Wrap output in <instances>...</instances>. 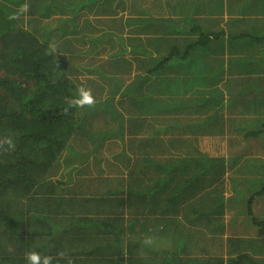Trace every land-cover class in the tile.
I'll list each match as a JSON object with an SVG mask.
<instances>
[{"label":"trees","instance_id":"obj_1","mask_svg":"<svg viewBox=\"0 0 264 264\" xmlns=\"http://www.w3.org/2000/svg\"><path fill=\"white\" fill-rule=\"evenodd\" d=\"M224 1L230 3L228 12L234 15L223 27L213 16L203 23L197 20L201 11L218 15L226 12ZM213 2L218 1H191L189 12L184 9L187 5L181 4V14L178 9L164 8L165 3L168 5L164 0H39L37 7L46 16L50 12L64 14L58 17V26L68 24L70 30L68 37L62 35V45L52 44L45 30L38 36L27 27L17 26L12 6L0 0V233L13 224V206L25 197L22 205L40 212L33 222L36 227L42 226L40 233L45 242L58 252L52 257L56 264H83L81 254L99 250L98 246L117 253L119 264H129L131 258L126 253L131 249L137 253L139 248L137 228L146 229L148 235L156 234L143 236L146 246L155 238L156 247L165 245L164 249H151L154 255L162 256L159 262H179L181 243L162 240L163 233L187 229L192 237L196 232L202 235L201 230L192 231L180 221L198 222L213 219L212 214L214 218L221 215L223 166H241L236 163L242 156V146L225 157L222 141L213 136L225 132L224 112L236 106L241 113L254 115L256 129H249L245 135H263L264 139V0H221L217 9ZM105 3L112 14L94 19L82 14L85 8L94 6L101 14V9L106 10ZM169 4L174 9L179 1ZM128 5L137 16L128 12L113 15L118 8L127 11ZM252 9L258 13L254 15ZM76 12L80 14L74 18ZM36 21L34 16L29 19L32 27ZM99 21L108 27L93 34L97 27L93 22ZM124 21L128 27L125 32ZM108 37L116 39L109 52L95 56L100 42ZM91 60L94 63H89ZM85 64L96 65L88 76H81L90 67ZM132 71L135 74H130ZM82 84L95 91L91 104L74 103L85 89ZM137 99L138 112L151 114L144 124L138 121L142 117L129 109ZM171 112L181 115H175L166 125H153L157 114ZM105 114L112 116L113 124H102L107 122ZM127 120V127L137 121V127L143 130L139 145L132 150L141 148V152L154 156H145L136 171L125 175L120 173V167L113 170L108 166L104 171L99 165L101 158L93 153L116 128L122 131ZM172 127L198 133L193 142L181 137L173 140L181 145L175 161L170 158L173 151L168 153L164 148L165 143L172 142L165 137L172 135H159ZM232 129L240 128L229 130ZM229 136L238 143L232 134ZM77 137L80 140L75 147L72 141ZM130 141L132 146L135 142ZM203 142L208 146L204 147ZM261 148L264 149V140ZM162 151L165 154H158ZM141 157L140 154L138 158ZM60 158L55 168L62 164L74 172L75 190L83 197L70 193L74 184L47 178L49 168ZM124 159L134 162L130 156ZM243 161L244 168L254 169L255 175L233 177L234 192L228 196L245 194L244 204L251 215L264 195V158L248 157ZM88 163H93L94 170L88 168ZM85 164L89 170L83 167ZM259 166L262 167L257 171ZM184 192L188 194L183 196ZM151 212L155 216L149 219ZM251 216L249 221L244 220L246 225L264 234V219ZM64 233L66 241L58 243ZM98 233L105 235L99 244L95 241ZM130 233L137 235L129 236ZM89 234L90 248L79 247ZM16 238L13 241L20 249L13 247L9 253L7 245L11 241L3 243L0 237V264L1 254L14 262L22 258L19 254L24 240L21 235ZM139 260L136 254L132 264ZM207 262L198 256V264Z\"/></svg>","mask_w":264,"mask_h":264},{"label":"rangeland","instance_id":"obj_2","mask_svg":"<svg viewBox=\"0 0 264 264\" xmlns=\"http://www.w3.org/2000/svg\"><path fill=\"white\" fill-rule=\"evenodd\" d=\"M2 4H9L10 6H12L11 9V13L14 14V19L17 20V26L20 27H27V29H30L31 33L40 34V32L42 30H45L47 32V38L48 40L52 43V44H58V43H63L62 45H64L63 39L65 36L68 37L69 35V27L68 24H62L61 26H58L59 23V19L58 18L60 15H64V14H59L57 13H53L50 12L48 16H46L45 13H42V10H39V7H37L38 5V1L39 0H19V1H7V0H1ZM35 1V4L32 5ZM179 1V5H177L176 8L172 9V8H168L169 10H175L178 9V11L181 12V14H184L183 8H181L180 6H182L181 4H186L187 8H184L186 11L189 9L190 5L189 3L191 1H196V0H178ZM188 1V4H187ZM218 2H221V0H217ZM218 2H213V8L217 9L219 7H221V5ZM32 3V4H31ZM227 4H230L226 1L223 2V7L224 9H226ZM106 6V10L101 9V11H103V13L99 14L98 12V7L94 6L92 8H85L82 12V14L88 15L91 19H94L95 17H102L105 15H109L112 14L109 12V4L107 7V3H105ZM129 7V5H128ZM127 11L118 8L116 9V13H114L113 15H116V17L120 16L123 13V16L127 13V15H134L137 16L135 11H129V8H126ZM165 11V10H164ZM213 11V10H211ZM189 12V10H188ZM207 11L206 12H199L197 15V20L200 23H203L206 19L210 18V16L214 13ZM43 15H42V14ZM163 13V12H162ZM170 14H172V12H169ZM80 12H76V14L74 15V18L79 16ZM225 11L223 13H221L220 15L215 14L213 16V18L215 20H218V22H223L224 20H226L225 18ZM34 16L37 18L38 21H36V25L34 27L31 26V24L29 23V19ZM193 17H195L192 14ZM34 19V18H33ZM32 20V19H31ZM197 21V22H198ZM29 23V24H28ZM94 25H96L97 27L95 28V30H93V34H97L99 32H101L104 28H107V24L103 23L101 21L99 22H93ZM124 25H125V21H124ZM128 27L125 25V29L123 32L126 31ZM115 31H121L119 28H115ZM119 33V32H118ZM63 34H65V36H62ZM39 36V35H38ZM115 40H113V38L108 37V38H104L103 41L100 42V47H99V51L97 54H95V56H99V55H106L109 52V49L111 48V46L115 43ZM134 59V58H132ZM99 61V58L98 60ZM81 63V62H79ZM89 63H94V61H90ZM86 66H90L87 70H83L81 73V76L85 75L88 76L90 74V69L92 67H94V65L96 64H91V65H87ZM109 68H107L108 71ZM73 73V72H72ZM130 74H135L134 71H132ZM135 76V75H134ZM127 78V76H126ZM134 78V77H133ZM83 87V84L82 86ZM91 86L86 85V87H83L85 89H82L84 91H87L90 96L92 97V99L95 98L94 93L95 91L93 90V88H90ZM163 88V85H162ZM97 99V98H96ZM99 99H102V94L99 96ZM139 99L136 100V102H133L132 104H134L132 106V104L129 106V109L133 112H136L135 116L137 117H142L141 120L138 121H142L143 124L146 122V120L148 118H150L151 114L150 113H139L138 110L136 109L135 105H137V101ZM82 109V108H81ZM80 109V110H81ZM241 108L238 107H233L232 109H227L224 114H225V132H223V130L217 134H214L213 136L217 137V140L220 142L222 141V149L221 151H223L222 153L224 154V156H230L231 155V151L235 150V148H239L242 146V148H240L242 151L241 152V158L240 160H238V163L241 165L239 166L238 170H236L233 167H227L226 165L223 166V170L222 172L224 173L223 175V187H221V194L223 196V205H224V210L222 212L221 215H218L217 218L215 214H212V218L211 220H198V222H191L188 220H185L184 222H182V220L180 221L182 223V226L187 227L189 229H191L192 231H198L201 230L202 231V235L198 236V232H196L197 234L194 235V237L190 236L188 233V230L186 229V231H176V230H172V231H165L163 233V238L162 240L166 239L167 241H172L173 243H175L176 245L178 243H181L179 252L184 253L186 255L191 256L194 259H198V256L201 257H205L207 260L210 261H216V258L218 257V255H215V253H217V251H214L212 249V246L215 245L217 247H219L220 244V240H226L228 235H237L239 237H242L244 234H246L247 232L244 230V227L242 225H234L232 228L230 227L231 223H242V221H249L251 219V215L256 214V216L258 217V219L260 220L259 217H262L264 219V197H261L260 201L258 204L255 205V211L253 212V214H249L248 213V207L246 208L244 205L245 203V199L243 198V195L245 196V194H242V196H236L235 198L231 197L229 198L228 195H232L234 190H233V186H232V178H239L240 176H244V177H253L255 175V170L250 168L248 170H246L243 166V160H246L248 157H263L264 158V149L261 148L262 147V143H263V135H258V136H251L248 135L246 136L245 133L248 132L249 129L253 128V130H255V124L253 122L254 119V115L251 114H247L246 111H244L243 113H241L239 110ZM242 110H245L244 108ZM81 111L78 112V114H80ZM174 112L171 113H162V114H157V121H155V123H153V125L155 127L158 126H163L168 124L169 122H171L173 120V117L175 115H181V114H173ZM246 113V114H245ZM236 116V117H235ZM105 118L107 119V122L102 123V124H107L109 122H111L113 124L114 121H112V116L105 114ZM230 118V119H229ZM238 118L241 119V121L239 123H237L239 120ZM100 119V118H99ZM230 120V121H229ZM135 121V120H134ZM181 122V121H180ZM100 124V125H102ZM128 120L125 123V128L123 127L122 131H118L117 128L114 131V134L111 136L106 137L103 141H101V144H99V146L97 147V149L94 151V156L97 158H101L99 165L103 168L104 171H108L107 167L111 166V168L108 169H117L118 167H120V173H124V175L126 173H128L130 170H134L136 171L138 169L137 165L140 161L143 160V158L145 156H150L153 154H148L146 155L145 151L141 152L142 149L140 148V151H134L132 150L133 147L135 145H139V141L143 135V130H142V126L141 127H137V121L131 123L130 125H128ZM260 124V123H259ZM258 124V126H259ZM146 126V125H144ZM236 126H238V128H240L238 131H235L234 129L229 130L231 128H235ZM228 129V130H227ZM227 130V131H226ZM231 131V132H230ZM233 131V133H232ZM132 132L133 135L135 136V141H133V137L132 134L130 133ZM229 134H232V136H234V140L238 141L237 144L234 143L233 139H231V137L229 136ZM159 135L161 136H166V135H172V136H168L165 137L167 138L168 141H172L171 143H169V145H167V143L164 144V148L168 151V153H171L173 151V154L171 155V161H175V155L177 153H181L180 148V142H175L173 140L175 139H179L180 137L188 140V142H193V139L195 136H198V133H192L191 131L188 130V128L186 127H181V128H167L164 129V131L160 132ZM181 135V136H178ZM210 136V135H209ZM135 142L132 146H131V141ZM200 139V137H199ZM80 139L75 138L74 141H72V143L74 142L75 147H77V142ZM88 143V142H87ZM203 146H208V143L203 142L202 143ZM220 144V143H219ZM168 146V149H167ZM79 147V146H78ZM132 147V148H131ZM156 147L161 148V145H156ZM217 148H219V145L217 146ZM236 151V150H235ZM141 154L140 159L138 158L139 155ZM158 154H165L164 151L158 153ZM221 154V153H220ZM156 155V154H155ZM125 156H130L131 159H134V162H128L124 159ZM154 156V155H153ZM152 156V157H153ZM62 157V156H61ZM105 160H108L105 163ZM61 161V158L58 160L57 163H54L51 171L49 172V175L47 178L51 179V180H61L62 183L64 182H70V184H74V186L76 185V180L72 179V175L74 172H71L69 170L68 167H64L62 164L59 165L57 167V169L55 168V166L57 164H59ZM234 162V161H233ZM90 164L89 167L88 165L86 166V164L83 166L85 169H93V163H88ZM88 167V168H87ZM262 166H259V168L257 169V171H259ZM106 168V169H105ZM88 169V170H89ZM76 181V182H75ZM198 180H195V183ZM115 182V181H113ZM111 185H114L110 182ZM115 184H117V182H115ZM77 186H75L73 189L70 190V193L72 195L78 196V197H83L82 196V192H77L75 190ZM237 188H241L238 187ZM69 194V193H68ZM69 194V195H71ZM183 194V193H182ZM188 193L183 194V196H186ZM224 196H226V198H224ZM193 197V195L191 196V198ZM25 200V197L21 198L20 202L16 203L13 208H14V213H13V217H14V222L13 224L8 227L7 229L1 231L0 233V237L1 239H3V243H8L9 241H11L8 245L7 248L9 249V253L11 250H13V247L20 249L19 246L17 245L18 242H15L13 240L17 239L16 236L21 235L23 237L24 243V249L23 252L21 254H19L20 256H22L21 259L16 260V262H14L11 258H9L8 260L4 259L6 256L1 254L2 259L1 262L3 264H26V254L30 251H36L39 252L42 256L44 255H49L51 257H55L54 253H58L53 247L51 248V246H49L44 238L45 236L40 233L42 232V226L41 227H36L33 222V219L36 218L35 215H39L40 216V212L37 211L36 208H34L33 206H24L22 205V202ZM190 200V198H189ZM207 205H209L210 203H206ZM252 210L253 207L251 208ZM147 210V209H146ZM42 214V213H41ZM148 218H153L155 216L154 212H151L148 214ZM179 219H182V215L179 214L178 215ZM244 221V222H245ZM218 223V224H214ZM220 225V226H218ZM231 230H230V229ZM137 230L139 231V248H137V253H135V251L133 249H131V252H127L126 256L130 257V262L129 264L134 263L135 261V255H139L140 256V260L138 261V264H170V263H161V261L159 262V257H162L161 255H154V253L151 251V249L154 248H160V249H164L165 245H161V246H157L156 244H158V240L155 238L154 240H152L148 245L146 246L145 240L143 238L144 235H148L146 229L142 228H137ZM37 231H39L37 233ZM10 232H14L10 235ZM129 236H135L137 234L135 233H130L128 234ZM253 235V233H252ZM148 236H156V234H149ZM159 236V235H157ZM10 238H13L12 240H10ZM67 238V234L64 233V238L62 237V240L59 241L58 243L61 242H65ZM64 239V240H63ZM255 239V237H254ZM105 240V235L98 233V238L95 240L97 242V244L102 243ZM126 242V240H124ZM261 244L264 243V237L260 238ZM87 242H90V234L83 239V242L81 243V246L79 247H88L90 248ZM142 242V243H141ZM55 244L54 246L58 245ZM11 244V245H10ZM77 244V243H75ZM183 244V245H182ZM77 246V245H76ZM99 250L96 251H91L89 253H87L86 255L81 254V263L83 264H119L118 263V257L119 255L113 251V250H106L104 249L103 246H98ZM103 247V249H102ZM150 247V248H149ZM178 247V246H177ZM69 248V247H68ZM101 248V249H100ZM177 249V248H176ZM176 249H172L171 250H176ZM7 256H11L9 254H7ZM259 259V258H258ZM184 261V259H183ZM52 264H56L55 262L52 261ZM171 264H189V261H184V262H178V261H173ZM192 264H198V263H192ZM261 264H263L261 262Z\"/></svg>","mask_w":264,"mask_h":264},{"label":"crops","instance_id":"obj_3","mask_svg":"<svg viewBox=\"0 0 264 264\" xmlns=\"http://www.w3.org/2000/svg\"><path fill=\"white\" fill-rule=\"evenodd\" d=\"M164 2H168V5L166 3L164 4V8H168V7L171 8L169 2L176 4V0H170V1L164 0ZM230 6L231 5L227 4L226 12H225L226 20L234 15L228 12ZM251 12L254 15L258 13L255 9H252ZM214 15L212 14L211 16ZM226 20H224L223 22L217 21L218 25L223 27L225 25L224 23ZM206 21L207 19L204 22ZM236 165H239V163L237 162ZM262 197H264V195ZM235 224L238 226L242 225L247 233L244 234L242 237H239L237 235H232L231 237V235H228L226 240L223 241L220 240L219 247L213 245L212 249L214 251H217L215 255L219 254L218 257L216 258L217 262L215 260L214 261L207 260L208 262L206 264H261V262L264 264V243L261 244L260 241V238L264 237V234L262 235L258 234L256 232V227L248 226L246 225L245 222L243 224V221L242 223H231L230 227L232 228ZM177 253L180 258L179 262L189 261V264L198 263V259H192L186 254L181 252H177ZM165 263H170V261H166Z\"/></svg>","mask_w":264,"mask_h":264},{"label":"clouds","instance_id":"obj_4","mask_svg":"<svg viewBox=\"0 0 264 264\" xmlns=\"http://www.w3.org/2000/svg\"><path fill=\"white\" fill-rule=\"evenodd\" d=\"M74 103L76 105L91 104L92 97L87 91L81 90L79 97L74 100ZM52 259L51 256H42L36 251H30L26 254V264H52Z\"/></svg>","mask_w":264,"mask_h":264}]
</instances>
